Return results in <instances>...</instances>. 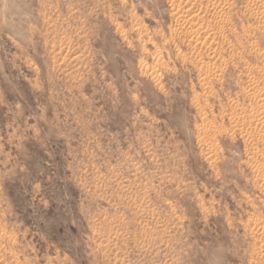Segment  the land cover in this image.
Instances as JSON below:
<instances>
[{
	"label": "rangeland",
	"instance_id": "rangeland-1",
	"mask_svg": "<svg viewBox=\"0 0 264 264\" xmlns=\"http://www.w3.org/2000/svg\"><path fill=\"white\" fill-rule=\"evenodd\" d=\"M263 100L264 0H0V264H264Z\"/></svg>",
	"mask_w": 264,
	"mask_h": 264
},
{
	"label": "bare ground",
	"instance_id": "bare-ground-1",
	"mask_svg": "<svg viewBox=\"0 0 264 264\" xmlns=\"http://www.w3.org/2000/svg\"><path fill=\"white\" fill-rule=\"evenodd\" d=\"M228 2V1H227ZM217 10V9H216ZM182 11V10H181ZM181 14V13H180ZM202 14V13H201ZM179 17V16H178ZM180 20V19H179ZM195 21H197V20H195ZM252 28V27H251ZM122 30V29H121ZM172 33V32H171ZM257 53V52H256ZM263 58V57H262ZM162 67V66H161ZM251 71V70H250ZM252 77V76H251ZM258 84V83H257ZM250 86H252V85H250ZM254 86V85H253ZM253 88H255V87H253ZM259 88V87H258ZM252 89V88H251ZM262 93V92H261ZM248 94V93H247ZM259 99V98H258ZM264 101V100H263ZM262 102V101H261ZM237 104V103H236ZM235 104V105H236ZM239 106V105H238ZM235 107V106H234ZM259 108V107H258ZM255 109V108H254ZM262 109V108H261ZM257 110V109H256ZM238 113V112H237ZM243 113V112H242ZM252 113V112H251ZM240 114V113H239ZM254 115V114H253ZM240 116H242V115H240ZM236 119V118H235ZM253 119V118H252ZM237 120V119H236ZM239 120V119H238ZM241 120V119H240ZM247 123V122H246ZM252 123H254V122H252ZM262 123V122H261ZM250 126V125H249ZM256 126V125H255ZM254 126V127H255ZM243 128H245V127H243ZM250 128V127H249ZM259 129V128H258ZM250 130V129H249ZM252 133V132H251ZM248 136V135H247ZM256 166V165H255ZM259 167V166H258ZM264 167V166H263ZM258 169H260V168H258Z\"/></svg>",
	"mask_w": 264,
	"mask_h": 264
}]
</instances>
